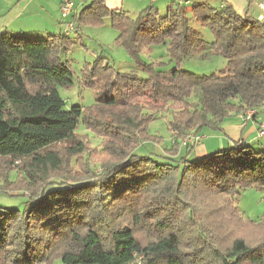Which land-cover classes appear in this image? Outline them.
I'll list each match as a JSON object with an SVG mask.
<instances>
[{
  "label": "trees",
  "instance_id": "trees-1",
  "mask_svg": "<svg viewBox=\"0 0 264 264\" xmlns=\"http://www.w3.org/2000/svg\"><path fill=\"white\" fill-rule=\"evenodd\" d=\"M71 19L75 34L109 19L117 45L146 78L118 73L95 55L80 80L95 103L65 110L58 88L73 85L63 59L75 44L70 34L0 33V162L14 174L0 193H27L30 206L0 213V264H264V221L243 219L235 203L247 189H264V148L237 142L192 162L134 153L159 141L147 126L166 111L168 153L245 110L257 115L264 107V22L230 6L178 0L163 16L149 7L134 18L105 0H87ZM154 45H168L172 69L139 59ZM210 54L226 62L219 73L181 69L184 60ZM185 146L189 153L194 145ZM79 163L93 177L72 174ZM247 226L255 240L239 233Z\"/></svg>",
  "mask_w": 264,
  "mask_h": 264
},
{
  "label": "rangeland",
  "instance_id": "rangeland-1",
  "mask_svg": "<svg viewBox=\"0 0 264 264\" xmlns=\"http://www.w3.org/2000/svg\"><path fill=\"white\" fill-rule=\"evenodd\" d=\"M149 0H125V8L132 14L136 12L134 17H137L139 11L146 6H148ZM158 7L154 9L159 11V15L163 16L165 10L163 7V2L159 0ZM163 9V10H160ZM138 12V13H137ZM256 17V16H255ZM200 37L206 42L210 43L212 41V36L207 29L197 28ZM74 34V33H73ZM117 33L110 27V20L105 19L103 26L96 28H86L80 37H73L75 44L73 45L71 51L63 57L70 63L71 70L73 72V85L70 88H58V93L60 98L64 102V109L69 110L72 106L89 107L95 103V92L83 88L80 84L82 71L84 70L86 64H90L94 61V56H102L106 60V63L111 66L116 72L122 74H135L139 80H144L146 74L139 69L136 65L135 59L121 46L116 43ZM94 55V56H93ZM138 57L141 61L147 64H153L157 68L163 70H170L173 67V62L168 53V45H154L149 48H144L139 52ZM225 60L216 55L210 54L206 59H201L198 55L194 58L186 59L181 65V69L191 72L197 76H209L211 74H217L225 68ZM243 122L253 121L262 123L264 125V107L259 108L258 114L256 116L252 111L245 110L239 115ZM256 117V118H255ZM232 120L235 116L229 117ZM171 121L170 112H164L162 117L157 120L152 121L147 126V133L151 137L158 138V142H147L143 143L136 148L135 154L138 156H149L151 159L162 162L163 157H171L175 161H180L181 158L188 162H192L202 157H197V148L195 145L197 142L192 141V136H198L190 134L186 139L183 140L181 148L185 144L191 142L194 145L189 153L186 152L185 147L177 153L166 152V149L170 147L172 142L169 128V122ZM263 128V126H261ZM78 132L80 134H88L89 140L92 146H96L99 140L91 138L90 132L86 131L81 126H78ZM211 132V134L209 133ZM218 131H211L209 129L202 130L199 134L209 137H222L221 133H214ZM263 132V130H259ZM264 134V132H263ZM199 137V136H198ZM190 138H192L190 140ZM200 137L198 139V144H200ZM251 140V139H250ZM213 140L209 139L207 141H202V147L206 148V156L212 155L219 151L228 150L233 146V144H217L212 146ZM248 144L256 151L264 148V137L254 138L249 141ZM100 158H104L103 154H99ZM205 157V156H204ZM71 173L79 177H93L91 176L84 165L79 163V166L71 167ZM6 164L0 162V187L2 182L7 180H13L14 174L7 171ZM96 174H99L97 171ZM6 175V178H5ZM8 175V178H7ZM10 195L0 193V213L2 210H15L23 212L25 209H29L28 197L23 194H18L17 191H10ZM236 206L241 213L243 219L247 221H252L255 223H261L264 221V189H247L243 191L240 197L236 200ZM239 233L245 234L247 238L252 240L256 239L255 231L251 230L250 226L243 228Z\"/></svg>",
  "mask_w": 264,
  "mask_h": 264
},
{
  "label": "crops",
  "instance_id": "crops-1",
  "mask_svg": "<svg viewBox=\"0 0 264 264\" xmlns=\"http://www.w3.org/2000/svg\"><path fill=\"white\" fill-rule=\"evenodd\" d=\"M87 0H72L73 12L72 15L78 14ZM174 0H161L163 2V8L166 11L167 5ZM179 1V0H178ZM190 4H208L215 8H221L222 6H230L239 15H246L251 18L259 19L262 17L264 22V13L257 7L258 1L264 0H181ZM125 0H105V4L108 9L122 10L129 16L136 15L130 13L124 5ZM159 0H149L148 6L141 9L139 12L146 8L158 7ZM60 3L61 0H0V33H8L11 36L22 37L26 39H42L49 35H60L65 32L63 24L60 20ZM159 8V7H158ZM160 9V10H163ZM159 12V11H158ZM138 13V12H137ZM139 14V13H138ZM71 15V18H72ZM256 16V17H255ZM72 20V19H71ZM82 28L77 34H70L73 37H80L83 33ZM94 56V55H93ZM258 114V113H257ZM257 116V115H256ZM256 118V117H255ZM263 126V128H261ZM259 130H263L264 125L262 123L253 121L243 122L240 116H235V119L227 118L221 124V130L214 133H221L222 137L208 138L204 135L198 134L200 137V144H196L197 157L206 156V148L200 146L202 141L209 139L213 140L212 146L217 144H235L237 142H243L249 145L248 142L254 138L264 137L259 135ZM211 134V132H209ZM251 139V140H250ZM218 146V145H217ZM185 149L187 146H184ZM183 147V148H184ZM181 148V149H183ZM188 153V150L186 149Z\"/></svg>",
  "mask_w": 264,
  "mask_h": 264
},
{
  "label": "built area",
  "instance_id": "built-area-1",
  "mask_svg": "<svg viewBox=\"0 0 264 264\" xmlns=\"http://www.w3.org/2000/svg\"><path fill=\"white\" fill-rule=\"evenodd\" d=\"M181 5H188V2H183L181 0L178 1ZM257 7L264 13V1H258ZM73 12V2L72 0H61L60 3V20L63 24L64 30L66 34L74 33V23L71 20V15ZM259 21L262 20V17L258 19ZM254 113V112H253ZM259 135H263V132H259ZM194 142H199L198 136H192ZM190 138V140L192 139Z\"/></svg>",
  "mask_w": 264,
  "mask_h": 264
}]
</instances>
